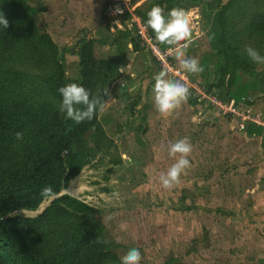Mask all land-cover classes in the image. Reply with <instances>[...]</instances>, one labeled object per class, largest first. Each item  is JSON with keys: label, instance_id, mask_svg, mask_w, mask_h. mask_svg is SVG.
I'll list each match as a JSON object with an SVG mask.
<instances>
[{"label": "trees", "instance_id": "1", "mask_svg": "<svg viewBox=\"0 0 264 264\" xmlns=\"http://www.w3.org/2000/svg\"><path fill=\"white\" fill-rule=\"evenodd\" d=\"M216 1L154 0L145 11L135 12L146 23L153 5L167 15L173 7L199 4L213 50L200 59V75L212 77L204 89L234 103L249 89L250 81L240 82L241 76L260 79L259 64L245 48L264 56V0H227L215 8ZM0 11L9 22L0 30V264H121L116 245L106 241L104 223L96 217L99 209L80 199L62 194L36 216L15 212L35 211L48 198L42 189L50 186L55 195L60 193L88 162L114 146L99 118L101 107L91 121L75 123L60 110L58 89L78 83L92 97L109 92L124 57L99 59L94 40L82 37L77 41L78 77L68 78L61 51L36 24L35 15L45 11L39 0H0ZM128 18L122 17L121 23ZM109 96L101 93L105 102ZM139 101L140 96L128 108L133 111ZM187 102L197 103L192 90ZM258 129L253 123L245 125L248 135ZM17 132L23 133L22 140L16 139Z\"/></svg>", "mask_w": 264, "mask_h": 264}, {"label": "rangeland", "instance_id": "2", "mask_svg": "<svg viewBox=\"0 0 264 264\" xmlns=\"http://www.w3.org/2000/svg\"><path fill=\"white\" fill-rule=\"evenodd\" d=\"M153 1L139 6V0H135V11H145ZM226 1L217 0L215 8ZM198 9L200 15L201 6ZM197 32L201 35L198 46L187 49L186 55L198 58L200 63L213 50L202 22L193 28L192 37ZM140 50L143 53L135 58L134 81L145 86L154 68L162 69L148 51ZM174 62L178 65L176 59ZM65 66L67 77L72 78L73 64ZM256 70L264 74L263 64ZM187 75L202 89L212 79L208 74ZM246 79L255 80L241 76L239 81ZM239 92L238 88L235 96ZM147 99L149 104H139L134 111L128 110L121 99L107 101L101 107L99 118L114 146L88 162L62 193L98 208L96 217L104 223L106 241L116 245L121 257L128 249L139 248L140 264H260L264 259V227L258 222L261 230L250 229V222L242 219L254 200L264 201L263 146L243 128L240 130L238 119L216 115L207 101L200 103L205 114L197 122L193 118L195 108L187 102L162 116L154 106L152 90ZM255 108L263 112L264 107ZM184 137L192 145L188 157L191 167L176 187L166 190L158 176L173 162L168 156V142ZM71 191L76 193L72 195ZM49 201L45 198L35 211L15 213L35 216ZM259 211L256 217L262 220L264 203ZM237 217L242 229L234 223Z\"/></svg>", "mask_w": 264, "mask_h": 264}, {"label": "crops", "instance_id": "3", "mask_svg": "<svg viewBox=\"0 0 264 264\" xmlns=\"http://www.w3.org/2000/svg\"><path fill=\"white\" fill-rule=\"evenodd\" d=\"M34 1L35 0H32L31 2L34 3ZM39 2L45 7V11L35 15L36 24L40 30L47 32L56 43L63 55L64 63L73 64L72 79H77L78 77V56L76 54L78 48L77 41L82 37L87 39L90 38L94 40V54L97 58L114 59L120 55L124 57L120 63V66L125 69V74L122 77L124 85L121 86L117 82L111 83L109 86L110 97L107 101L111 102L116 101V99H121L126 105V108H128L130 102L140 96V101L135 106V109L139 108V104L142 105V107H145L147 103L149 104V100H146V98L153 88V77L159 70L157 67L154 68L149 76L150 81L145 86H140L139 83H137L139 81H134L137 77L134 72V67H136L135 58H137V54L143 53V50L141 51L140 48L134 49L136 41L132 29H130L127 24H121V27L113 25L104 14V9L108 0H39ZM146 2L147 0H139V6H143ZM182 2L184 1H180L179 4H182ZM148 4L150 5L151 3ZM198 6L200 5L193 4L186 11L188 14H191L194 9L199 13ZM200 17L201 13L199 15V23L201 22ZM199 37H201V35ZM256 75L257 78L260 79L257 80L254 77L255 80L249 82V89L245 96L248 95L247 97L253 100L254 107H264V74L262 71H257ZM188 105L190 108H195L193 114L194 121H201L204 113L203 105H200L198 102L194 105ZM255 110L260 111L261 109L255 108ZM262 111L264 112V108ZM245 125L239 128L240 130L243 128L246 133ZM256 126L258 127L259 125ZM259 127L261 128L260 133L249 136L258 139L259 146L262 145L263 147H261L264 150V141L262 142V139L264 140V130L261 126ZM262 156L264 158V153ZM253 202L248 214L243 215L242 221L250 222V229L253 228L255 230L256 227H259L261 230V227H264V216L262 220H258L256 215L260 212L259 209L264 201L263 199H256ZM186 209L185 206V210ZM218 219H221V217ZM235 220L234 223L242 229L241 219L237 217ZM258 222L261 223V227L258 226Z\"/></svg>", "mask_w": 264, "mask_h": 264}, {"label": "clouds", "instance_id": "4", "mask_svg": "<svg viewBox=\"0 0 264 264\" xmlns=\"http://www.w3.org/2000/svg\"><path fill=\"white\" fill-rule=\"evenodd\" d=\"M123 10L118 6L114 9L115 14H122ZM147 26L155 34L158 43L170 46L175 54L179 69L186 73L199 74L204 71L199 59L186 55L187 48L193 42L192 21L188 12L182 7H173L165 15V10L160 5H153L147 13ZM9 26L5 14L0 11V30ZM211 39V37L209 38ZM245 52L249 59L256 64H264V56L256 49L246 47ZM152 88L153 102L156 110L162 116H168L173 111L179 109L190 97L188 86L180 79H173L166 69L160 70L153 77ZM62 97L60 110L66 114V118L75 123L91 121L97 111L98 106L102 107L107 102L101 98L109 96L107 89L92 97L89 90L78 83H69L58 89ZM110 97V96H109ZM199 122V121H197ZM17 140L23 139V133H15ZM168 156L173 162L166 171H161L158 180L162 188L170 190L180 183L182 174L191 167L189 156L192 152V145L188 137L169 141L167 145ZM41 195L53 197L55 193L50 186L42 189ZM118 195V194H114ZM142 254L139 248L128 250L121 257V264H140Z\"/></svg>", "mask_w": 264, "mask_h": 264}, {"label": "built area", "instance_id": "5", "mask_svg": "<svg viewBox=\"0 0 264 264\" xmlns=\"http://www.w3.org/2000/svg\"><path fill=\"white\" fill-rule=\"evenodd\" d=\"M135 5V0H108L104 9V14L113 25L119 27H121L122 24L121 18L125 15H129L126 24L132 29L139 47L148 51L159 68L166 69L171 78L182 80L188 88H190V91L192 90V95L196 97L199 104L203 101H207L209 105H211V108L216 110V115L234 117L238 119L242 126L247 123H254L261 126L264 130V112L255 110L253 100L249 97L242 96L236 102L232 103L223 99L217 93L208 92L192 82L187 73L180 70L176 62H174L175 54L172 48L158 43L155 39V34H152V30L147 26V23H144L141 18L137 16ZM117 6L123 10L122 14L114 13V9ZM190 16L192 27L196 28L199 23V13L193 9ZM199 36V32L193 35V42L187 49L197 48V39ZM124 74V67L119 66L118 76L112 83L117 82L123 86L124 81H122V77Z\"/></svg>", "mask_w": 264, "mask_h": 264}, {"label": "water", "instance_id": "6", "mask_svg": "<svg viewBox=\"0 0 264 264\" xmlns=\"http://www.w3.org/2000/svg\"><path fill=\"white\" fill-rule=\"evenodd\" d=\"M62 194H66V193H62V191L60 192V193H58V194H56V195H54L53 197H49L50 198V201H49V203L46 205V206H48L49 204H50V202L51 201H53L54 199H56V198H58L60 195H62ZM46 206L45 207H43L36 215H38V214H40L45 208H46ZM17 212V211H16ZM35 215V216H36ZM9 216V215H8Z\"/></svg>", "mask_w": 264, "mask_h": 264}]
</instances>
